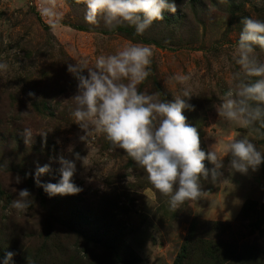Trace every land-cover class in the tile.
<instances>
[{"label": "rangeland", "instance_id": "rangeland-1", "mask_svg": "<svg viewBox=\"0 0 264 264\" xmlns=\"http://www.w3.org/2000/svg\"><path fill=\"white\" fill-rule=\"evenodd\" d=\"M175 3V14L165 11L162 21L136 35L128 25L110 30L102 18L96 26L86 24V5L75 0H0V62L8 65L0 71V257L11 251L15 264H39V258L43 264H117L111 249L126 263L174 264L187 241L181 264H264V163L242 174L231 170L230 154L223 157L217 181L202 179L201 198L173 212L122 149L113 150L95 132L82 141L85 132L71 116L77 81L69 63L86 59L91 66L129 44L147 45L151 74L139 91L172 101L189 87L194 110L184 115L197 128L202 150L222 152L227 142L248 136L264 152V128L229 124L216 110L240 71L233 60L240 21H264V0ZM176 75L190 80L181 85L172 79ZM24 129L32 133L28 143L20 135ZM61 156L75 161L72 182L81 191L50 197L36 185L35 172L50 165L40 181L55 183L51 176L60 174ZM24 188L31 204L17 212L10 205ZM77 209L86 213L91 231L70 220Z\"/></svg>", "mask_w": 264, "mask_h": 264}, {"label": "clouds", "instance_id": "clouds-1", "mask_svg": "<svg viewBox=\"0 0 264 264\" xmlns=\"http://www.w3.org/2000/svg\"><path fill=\"white\" fill-rule=\"evenodd\" d=\"M86 5L84 21L96 26L102 18L110 30L121 25L132 26L136 35L155 22L164 19L165 11L175 14V0H75ZM46 11H50L46 9ZM243 28L234 46L233 60L240 67L234 73V85L226 90L217 113L220 119L241 128H264V60L257 49L264 53V21L244 17ZM153 50L150 46L129 44L114 54L100 55L90 66L86 59L69 63L67 71L77 81L72 96L71 111L75 123L85 132L86 141L93 132L103 134L113 150L122 149L135 164L147 174L148 182L162 196L168 198L169 209L176 212L186 201H197L204 192L201 181L211 177L213 183L222 173V159L230 154V168L246 174L264 163V152L257 149L248 136L233 139L218 152L201 148L200 134L187 123L184 110H194L188 103L192 91L183 87L181 95L172 101H162L159 93L145 94L139 91L151 74ZM8 65L0 62V71ZM248 78H257L249 80ZM173 80L186 85L189 75H176ZM29 95H33L29 93ZM28 143L32 139L30 129L20 133ZM71 150V149H70ZM77 159L81 158L78 153ZM214 167L209 170L204 161ZM61 165L58 183L43 184L40 177L50 171V165L37 166L34 180L50 196L75 195L81 189L73 182L76 171L74 160H58ZM16 182L20 183L19 176ZM31 192L24 188L17 191L10 207L23 212L30 207ZM15 253L5 251L0 264H15Z\"/></svg>", "mask_w": 264, "mask_h": 264}, {"label": "trees", "instance_id": "trees-1", "mask_svg": "<svg viewBox=\"0 0 264 264\" xmlns=\"http://www.w3.org/2000/svg\"><path fill=\"white\" fill-rule=\"evenodd\" d=\"M122 28H118V31H121ZM55 180V183H58L61 176L60 174H54L51 176V179ZM38 196L41 197V192L38 193ZM116 207V206H115ZM87 216L86 213L83 212V210L77 209L76 211L72 212L70 215V220L74 221V225L78 226V227H84L86 230H92V226H91V222L86 220ZM101 230L96 231V235L100 236ZM78 236H80V234H77ZM95 241H98L97 239ZM186 245H187V241H184L182 243V245L179 248L178 251V256H176V261L174 262V264H181L182 261H184L187 258L186 255ZM96 247H100V246H96ZM110 255L115 259V262L117 264H138L139 259L136 258L135 260H133V262H129L126 263L125 261L122 260V258L120 257V255L118 253H116L114 250L108 249ZM64 254L59 255V257H62ZM263 259H264V251H263ZM48 258L51 257V255H47ZM211 260V257H209ZM213 258V257H212ZM42 258L38 259L39 264H43L44 261H42ZM214 260V259H213ZM37 262V263H38ZM109 263V260H107V264Z\"/></svg>", "mask_w": 264, "mask_h": 264}]
</instances>
